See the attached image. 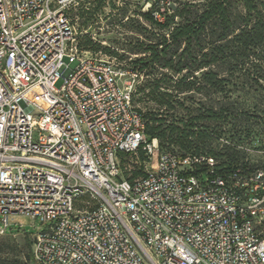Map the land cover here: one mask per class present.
<instances>
[{"label": "built area", "instance_id": "1", "mask_svg": "<svg viewBox=\"0 0 264 264\" xmlns=\"http://www.w3.org/2000/svg\"><path fill=\"white\" fill-rule=\"evenodd\" d=\"M78 2L0 0V236L38 219L35 264H264V168L147 140L140 76L79 47Z\"/></svg>", "mask_w": 264, "mask_h": 264}, {"label": "trees", "instance_id": "2", "mask_svg": "<svg viewBox=\"0 0 264 264\" xmlns=\"http://www.w3.org/2000/svg\"><path fill=\"white\" fill-rule=\"evenodd\" d=\"M175 1L177 5L172 10L168 6L165 12L154 10L162 20H157L151 10L142 14L152 28L167 32H152L154 40L141 42L137 50L143 55L122 62L125 68L136 71L140 79L142 71L146 75L160 74L142 87L147 90L146 101L154 105L147 112L137 104L139 98L135 99L139 82L133 93V104L145 122L147 140L157 139L160 151L202 157L204 160L195 164L196 173L205 172L207 158L213 159L214 171L222 175L236 169L248 172L263 168L240 161L233 136L225 138L230 132L223 130L228 124L227 101L210 100L191 107L177 94L201 89L264 92V0ZM79 45L90 51L99 47L87 36ZM176 76L179 78L173 79ZM221 135L224 142L213 143ZM133 161L131 175L141 174L142 166ZM25 240L26 259L35 264L30 238L25 236ZM0 264L12 263L0 257Z\"/></svg>", "mask_w": 264, "mask_h": 264}, {"label": "rangeland", "instance_id": "3", "mask_svg": "<svg viewBox=\"0 0 264 264\" xmlns=\"http://www.w3.org/2000/svg\"><path fill=\"white\" fill-rule=\"evenodd\" d=\"M176 5L175 0H79L75 7L70 8L69 15L80 36L78 45L87 36L91 42L98 44L99 47L94 51L98 56L115 57L118 62H124L143 55L137 50L141 42L154 40L152 32H167L152 28L144 21L142 14L148 10L165 12L167 6L172 10ZM142 28H146V30ZM159 76V73L146 75L142 71L135 99L139 98L140 101L137 104L145 112L154 105L152 102L146 101L147 90L142 87ZM176 78L179 77H173V79ZM200 85L203 86V83ZM177 98L191 107H197L198 102L207 103L212 100L222 103L227 101L228 124L223 130L227 129L230 132L225 135V138L233 136L232 141L236 143V149L240 150V161L247 162L248 166L264 168L263 91L232 90L224 92L201 89L177 94ZM212 124L216 125L217 123L213 122ZM215 142L221 145L224 142V135L216 138L213 143ZM10 220L11 228L7 235L0 236V257L12 264H32L26 259L28 248L25 236L37 232L42 228V225L38 219H32L25 215L10 216Z\"/></svg>", "mask_w": 264, "mask_h": 264}]
</instances>
